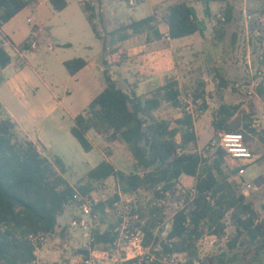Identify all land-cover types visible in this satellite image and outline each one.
I'll return each mask as SVG.
<instances>
[{
    "label": "trees",
    "instance_id": "1",
    "mask_svg": "<svg viewBox=\"0 0 264 264\" xmlns=\"http://www.w3.org/2000/svg\"><path fill=\"white\" fill-rule=\"evenodd\" d=\"M167 1L171 4L163 12L162 21L168 27L170 40L197 33L204 35L205 24L199 20L196 9L188 0ZM37 2L0 0V28ZM51 4L56 12L63 11L68 5L66 0H51ZM94 10L84 4L87 19L96 37H99L94 24ZM204 11L207 17L211 16L208 6ZM225 16L226 20L231 19V8L227 9ZM157 25L154 16L132 22L124 29L122 39H127L128 31L133 34L148 33L155 39H162ZM26 47L23 49L26 50ZM12 60V56L0 48V69L6 68ZM86 65L84 59L65 63L70 75L77 74ZM104 80L105 89L75 118L71 134L85 152L94 148L87 136L90 131L110 144H123L131 153L137 172L126 174L104 160L73 186L64 176L66 169L63 162L59 158L50 160L43 156L0 104V264H37L36 249L39 244L33 245L30 236L53 233L67 208H80L83 200L110 178L117 183L115 199L118 200L119 195L133 196L140 189L152 191L156 197H164L169 192L174 194L182 176L195 179L196 195L173 216L167 239L153 247L151 224L146 222L143 227L146 254L126 260L123 264H169L165 256L172 254L188 255L191 260L184 264H194L199 240L206 234L222 239L227 222L235 228V236L228 242L229 249H235L245 238L242 243L256 246L254 257L261 262L264 256V220L240 191L243 182L233 180L240 169L255 164L257 157L250 150L253 155L250 161L233 159L217 146L221 131H237L229 124L238 107L221 105L212 123L218 140L209 144L206 158L189 151L198 138L192 114L181 106L177 80L167 78L163 86L142 96L124 92L107 71ZM257 92L264 100V84H260ZM166 104L181 109V117L174 121L157 118L155 112ZM245 139L247 143L246 136ZM115 199L94 206L91 215L105 214L107 207L114 206ZM118 237L119 233L112 230H97L89 250L82 249L75 254L76 257H83V261L64 264H85L91 251H105L108 245H116ZM238 257V254L232 258L220 254L206 257L199 264H234Z\"/></svg>",
    "mask_w": 264,
    "mask_h": 264
},
{
    "label": "rangeland",
    "instance_id": "2",
    "mask_svg": "<svg viewBox=\"0 0 264 264\" xmlns=\"http://www.w3.org/2000/svg\"><path fill=\"white\" fill-rule=\"evenodd\" d=\"M130 1L134 2L132 6ZM98 2L96 7L90 2L86 3L94 9L98 8V26L101 28V34L105 33L103 37L107 40L110 36V38L115 37L117 42L123 40L124 29L132 23L125 15H131L134 20L146 15V8L139 3V0H98ZM188 2L196 8L206 28L203 36L197 33L192 43L180 47L178 52L180 74L177 82L181 106L186 110L188 107L192 108L195 130L197 128L200 134L197 135L196 144L192 145L189 151L207 158L206 150L209 144L218 140L212 123L221 105L238 107L229 125L236 128V132L244 133L257 161L246 168L244 177L235 175L233 180L252 185L246 201L253 204L264 220V100L257 92L260 84H264V0H188ZM167 6L165 3L158 8L162 11L159 18H162L161 15ZM206 6L210 9V17L205 15ZM228 8H231V19L222 22L219 15L225 16ZM162 30H166L165 24L162 25ZM40 49L35 59L30 55L27 57L34 68L45 65L47 57L45 45ZM166 79L167 77L165 81ZM223 83L226 84L225 87ZM198 96L200 98L196 99ZM154 115L157 118L174 121L181 117V109L166 104ZM90 136L95 142L101 141L94 132H90ZM75 142L83 152L79 143ZM109 144L105 141L98 142L100 155L111 158L116 168L125 166L128 173L135 172L136 168L132 164L134 159L128 148L124 145ZM69 149L70 151L65 155L69 153L73 156L72 148ZM96 153L93 152L90 157L96 160ZM68 159L65 164L76 163ZM65 178L71 182L75 181V177L69 174H66ZM96 188L92 194L100 203L106 204L115 199L118 191L117 183L113 178ZM188 191L187 182L179 181L174 194L169 192L164 197H156L152 191L146 189H140L133 196L121 194L118 200L115 199L118 206L114 204L111 208L107 207L105 214L99 213L92 220L84 217L80 208L69 207L63 218H59L55 231L43 235L46 240L37 246L36 263H81L83 257H76L75 254L82 249L89 250L94 232L112 230L113 233H119L116 245H108L105 251H91L89 260L91 264H123L126 253L124 248L129 244L125 237L127 232L133 233L138 229L143 231L146 222H150L153 235L151 245L155 247L158 242L165 241L172 229L173 216L186 206L188 200H192L187 195ZM240 191L243 192V185ZM74 220L79 222L84 220L88 228L73 227ZM234 236L235 228L228 222L226 234L222 239L206 234L197 244L194 264H199L200 260L206 257L220 254L227 255V258L238 254V261L234 264H264V256L261 262L254 257L256 246L242 243L246 241L245 238L235 249L230 250L228 242ZM133 251V249L128 251L131 257ZM145 254L146 252L143 256ZM165 257V261L169 264H184L191 260L188 255L182 254Z\"/></svg>",
    "mask_w": 264,
    "mask_h": 264
},
{
    "label": "crops",
    "instance_id": "3",
    "mask_svg": "<svg viewBox=\"0 0 264 264\" xmlns=\"http://www.w3.org/2000/svg\"><path fill=\"white\" fill-rule=\"evenodd\" d=\"M66 1L67 7L56 12L51 0H38L37 4L25 8L0 28V41L3 38L9 40L12 49L6 51L13 58L6 68L0 69V104L43 156L50 160L59 158L63 162L66 169L64 176L69 174L75 177L72 182L67 179L75 186L102 161L107 160L114 165L111 158L98 152V142L108 143L101 136L90 131L101 141L92 140L89 132L87 136L94 148L91 152H85L79 144L83 150L81 152L75 142L77 140L71 134L75 118L105 89V71L124 92L137 96L149 95L164 85L166 77L174 76L175 80H179V48L192 43L196 34L170 40L168 27L159 18L162 11L158 8L165 3L169 6L171 2L139 0L146 8V15L136 20L131 15H124L130 18V22L156 17L162 39H155L148 33L133 34L128 31L125 40L117 42L111 36L107 40L98 26V8L94 10V24L99 37H96L84 11L86 2L96 7L98 0ZM197 16L202 21L198 13ZM163 24L166 30H162ZM31 43L36 44L35 49H31ZM44 45L47 50L45 65L34 68L27 57L30 55L35 59ZM24 46H27L26 50ZM74 59H84L87 65L77 74L70 75L65 63ZM196 133L200 135L197 128ZM111 144L123 145L119 142ZM68 147L72 148L73 156L69 153L68 157L65 155L70 151ZM93 152H97L96 160L90 157ZM68 158L76 163L65 164ZM132 164L135 166V161ZM117 169L130 174L125 166ZM180 181L187 182L189 189L195 187L192 177L182 176Z\"/></svg>",
    "mask_w": 264,
    "mask_h": 264
},
{
    "label": "built area",
    "instance_id": "4",
    "mask_svg": "<svg viewBox=\"0 0 264 264\" xmlns=\"http://www.w3.org/2000/svg\"><path fill=\"white\" fill-rule=\"evenodd\" d=\"M131 5H133V2H130ZM219 19L222 22L226 21V18L224 15H219ZM31 49L36 48L35 43H31ZM0 48L3 50H10L12 49V45L9 42V40L3 38L0 41ZM191 107L187 108V112L192 114L193 111L191 110ZM193 115V114H192ZM217 146L223 149L228 155H230L233 159L237 160H243V161H250L253 158L252 152L250 151L249 147L247 146L245 135L242 132H222L219 134V140L217 143ZM246 174V169H240L238 172V177H244ZM243 195L248 196V192L251 189L252 185L247 182H243ZM187 195L191 197L192 199L196 195V189L190 188L187 192ZM100 202L95 198V196L92 194L89 197H86L83 200V204L80 207V210L83 213V216L92 220L97 217V215H91L92 209L94 206L98 205ZM115 206H118V203H115ZM73 227H82L84 229H87L88 226L84 220H81L80 222L77 220H74L72 222ZM125 236L126 239H128L129 244L124 250L126 251L125 257L123 261L135 259L138 257H142L143 253L146 252V249L144 248V232L140 229L136 230L133 233H129ZM30 241L33 245L37 246L38 244L43 243L46 238L43 235H31ZM133 251V256L131 257L128 251ZM85 264H91L90 260H87L84 262Z\"/></svg>",
    "mask_w": 264,
    "mask_h": 264
}]
</instances>
